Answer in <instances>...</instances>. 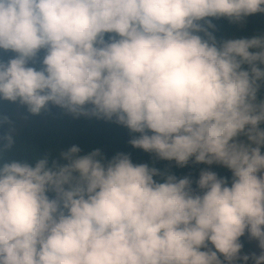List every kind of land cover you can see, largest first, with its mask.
<instances>
[{
	"label": "clouds",
	"instance_id": "clouds-1",
	"mask_svg": "<svg viewBox=\"0 0 264 264\" xmlns=\"http://www.w3.org/2000/svg\"><path fill=\"white\" fill-rule=\"evenodd\" d=\"M257 13L264 0H0V50L15 53L0 100L111 121L155 160L232 174L201 170L196 191L75 145L4 162L0 264H264V35L218 39L214 23ZM246 231L259 255H241Z\"/></svg>",
	"mask_w": 264,
	"mask_h": 264
},
{
	"label": "trees",
	"instance_id": "trees-1",
	"mask_svg": "<svg viewBox=\"0 0 264 264\" xmlns=\"http://www.w3.org/2000/svg\"><path fill=\"white\" fill-rule=\"evenodd\" d=\"M217 25L215 33L218 39L251 38L257 35H264V13H257L249 16L242 25L231 24L227 20L214 21ZM44 52L38 53L34 63L29 66L37 69L41 67V60ZM15 56V53L0 50V61H7ZM264 67V65H259ZM247 69V65L243 66ZM260 87L257 92V100H264V81L258 82ZM260 127L264 128V124ZM10 135L13 144L5 149L4 137ZM137 133H130L129 130L111 121L102 119L78 117L74 118L64 109L49 104L46 110L38 115L27 111L26 106L18 102L0 100V164L12 160L27 161L34 164L37 158L48 155L50 159L58 158L61 151L67 150L75 145L81 149V154H86L94 149H100L106 158H110L117 152H124L130 155L133 163H147L160 170H167L178 179L188 176L192 180V188L196 191V181L201 170H211L217 173L218 177H224L231 184V171L221 165L195 164L191 161L185 167H177L174 162L158 161L141 149L133 148L128 141ZM243 139V137H241ZM264 153V147L261 148ZM161 180V178H155ZM162 182V180H161ZM258 245V241L255 240ZM243 245L241 252L250 250V245L244 235L240 237ZM209 247H212L209 244ZM223 259V257H221ZM251 264L253 261L249 260ZM235 264H242L237 260Z\"/></svg>",
	"mask_w": 264,
	"mask_h": 264
},
{
	"label": "rangeland",
	"instance_id": "rangeland-1",
	"mask_svg": "<svg viewBox=\"0 0 264 264\" xmlns=\"http://www.w3.org/2000/svg\"><path fill=\"white\" fill-rule=\"evenodd\" d=\"M244 237L248 241L251 251L241 252V255H249V256H251L252 254L259 255L261 250H260L259 246L255 243L254 239H251L249 237L247 231L245 232ZM249 260L247 261V264H251L249 262Z\"/></svg>",
	"mask_w": 264,
	"mask_h": 264
}]
</instances>
